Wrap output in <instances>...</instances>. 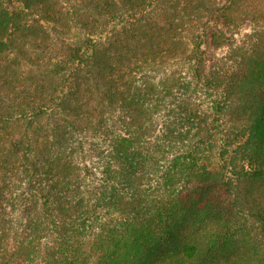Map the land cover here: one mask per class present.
Instances as JSON below:
<instances>
[{
	"label": "trees",
	"instance_id": "16d2710c",
	"mask_svg": "<svg viewBox=\"0 0 264 264\" xmlns=\"http://www.w3.org/2000/svg\"><path fill=\"white\" fill-rule=\"evenodd\" d=\"M0 264H264V0H0Z\"/></svg>",
	"mask_w": 264,
	"mask_h": 264
},
{
	"label": "rangeland",
	"instance_id": "374dc122",
	"mask_svg": "<svg viewBox=\"0 0 264 264\" xmlns=\"http://www.w3.org/2000/svg\"><path fill=\"white\" fill-rule=\"evenodd\" d=\"M222 51H224V50H222ZM222 51H221V52H222Z\"/></svg>",
	"mask_w": 264,
	"mask_h": 264
}]
</instances>
